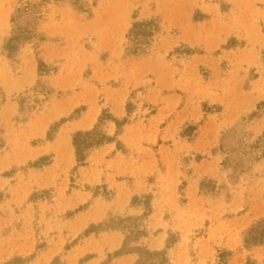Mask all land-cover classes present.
<instances>
[{
  "label": "rangeland",
  "instance_id": "1",
  "mask_svg": "<svg viewBox=\"0 0 264 264\" xmlns=\"http://www.w3.org/2000/svg\"><path fill=\"white\" fill-rule=\"evenodd\" d=\"M20 1L0 0V264H135L108 258L122 232H86L110 214L142 216V195L153 206L142 242L162 250L172 231V264H218L222 250L230 264H264V0H84L87 13L48 0L45 40L12 61ZM135 17L162 25L139 57L126 52ZM39 61L56 73L40 77ZM40 79L52 97L37 95ZM22 96L45 99L26 121ZM104 110L119 135L78 166L74 134ZM104 129L116 136L115 123Z\"/></svg>",
  "mask_w": 264,
  "mask_h": 264
},
{
  "label": "trees",
  "instance_id": "2",
  "mask_svg": "<svg viewBox=\"0 0 264 264\" xmlns=\"http://www.w3.org/2000/svg\"><path fill=\"white\" fill-rule=\"evenodd\" d=\"M68 2L74 6H79L80 10L85 13L89 12V4L84 0H69ZM47 4L48 0H22L19 2L12 17L13 35L4 46V53L8 59L16 61L20 56L22 49L27 44L32 43L33 45H36V42L45 40L42 37L43 35L39 33V26L45 19ZM135 20L136 21L133 22L127 35L129 45L126 52L129 56L139 57L146 53L147 46L150 45L155 37L162 32V25L159 18L137 21V17H135ZM262 28L264 32V22L262 23ZM233 42L238 43V40L232 39L228 45L231 46ZM243 45L244 43H242V46ZM190 51L194 52L192 49H190ZM262 56L264 59V50L262 51ZM56 71L55 67L48 65L44 61H39L40 77L56 73ZM36 89L39 90L37 91ZM34 90L37 91V95H42L45 99L52 97L56 92L49 83H44L41 79L34 87ZM27 99L28 98L25 96L20 98L19 114L23 116V119L20 117L16 120L26 121L30 116V113L45 101V99L41 100L37 98L35 101L36 105L28 106L26 105ZM111 122L115 123L117 126V133L114 137H110L108 132L104 129L105 126ZM57 125L58 124H55L51 127L47 135L48 139L51 138ZM121 126L122 121L120 119L109 113V111L104 110L98 123L93 129L76 132L73 137V145L75 147L78 166H85L87 164L89 153L93 149L115 142ZM37 164L38 162H35L30 165L36 166ZM37 195L38 194L35 193L33 197ZM135 203L142 206L144 210L142 216L134 217L110 214L102 223L91 225L86 234L92 232L94 229H97L100 232L114 230L120 231L124 234L125 239L122 248L113 254H109V259L135 254L138 257L135 264H172L169 250L176 244V241L173 239L174 233L169 231L165 248L162 250H152L147 245H144L142 241L145 238H148L151 233L142 221L153 213V206L150 202L149 195L135 196L132 204L135 205ZM253 231L255 230H252V232ZM262 240L263 239H260L259 236L248 237L245 239V243L246 246L249 247L250 245L256 244V242L262 243ZM231 255H233V252L230 250L219 251V255L217 256L218 264H230Z\"/></svg>",
  "mask_w": 264,
  "mask_h": 264
}]
</instances>
